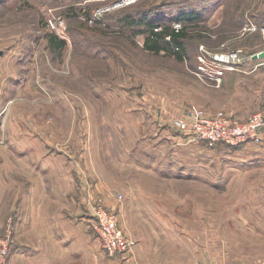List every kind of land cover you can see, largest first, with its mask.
I'll return each instance as SVG.
<instances>
[{"label": "rangeland", "instance_id": "374dc122", "mask_svg": "<svg viewBox=\"0 0 264 264\" xmlns=\"http://www.w3.org/2000/svg\"><path fill=\"white\" fill-rule=\"evenodd\" d=\"M251 3L212 27L207 0H0V264L65 236V264H264V128L229 147L192 143L176 122L190 108L242 123L264 112L262 23L236 16ZM165 25L186 27L183 59L144 48ZM218 54L238 64L213 80ZM100 208L128 252L101 246Z\"/></svg>", "mask_w": 264, "mask_h": 264}, {"label": "built area", "instance_id": "2783aa9c", "mask_svg": "<svg viewBox=\"0 0 264 264\" xmlns=\"http://www.w3.org/2000/svg\"><path fill=\"white\" fill-rule=\"evenodd\" d=\"M261 30L264 34V22L261 25ZM229 58L233 59V65L238 64L236 62L237 54L231 57L218 54L212 60H207L211 64L208 65L211 67L207 74L208 77L215 80L217 77L222 76L221 68L225 62L229 63ZM176 122L183 132L197 140H204L210 145L216 143H224L230 146H240L246 143L259 144L263 138L264 112L262 110L254 111L249 120L242 123L240 120L233 118L232 115L224 112L212 114L198 108H190ZM96 216L97 231L101 246L105 251L111 254H124L133 247L135 244L134 239L119 226L115 213L100 208Z\"/></svg>", "mask_w": 264, "mask_h": 264}, {"label": "crops", "instance_id": "0c3cea01", "mask_svg": "<svg viewBox=\"0 0 264 264\" xmlns=\"http://www.w3.org/2000/svg\"><path fill=\"white\" fill-rule=\"evenodd\" d=\"M207 1L214 3L212 9L210 11L209 9L206 11V20L208 18H213V21L215 20L214 22L211 21L207 23L208 25L212 27H217L219 24H221L222 18L223 20L225 18H232V15L228 11L232 7L231 6L232 4L239 2V0H207ZM250 1H252L250 8L242 9L240 12L237 9L238 14L236 16H240L237 19H238L239 24L242 26H245L246 24L248 25L249 22L253 23V19H256L257 23H260V24L264 22V0H250ZM246 18H248L249 21ZM239 19H241V21H239ZM245 21H248V22H245ZM252 62L255 63V66H257L259 59L252 58ZM194 141L195 142H192V143H204L205 142V141L195 140V139ZM51 241H52L51 243L52 246L44 249L43 254L38 253L39 255L38 258H36V254L34 253L30 252L26 254L24 257L26 258V262L24 260L25 264L26 263L27 264H65L67 262V258L69 259V261L76 259V256L74 255V253H71L70 251H68V247H73L75 244L73 242V239L68 241L67 237L65 236L63 238L59 237V239L58 238L51 239ZM78 254H80V257H81L82 252L80 251L78 252Z\"/></svg>", "mask_w": 264, "mask_h": 264}, {"label": "trees", "instance_id": "16d2710c", "mask_svg": "<svg viewBox=\"0 0 264 264\" xmlns=\"http://www.w3.org/2000/svg\"><path fill=\"white\" fill-rule=\"evenodd\" d=\"M196 13L184 12V15L180 18L192 20L194 18H198L199 15H195ZM126 24H130L134 26L136 23L142 25V22H146V19L140 21H135L132 19V16H126L123 19ZM147 23V22H146ZM157 27L150 26L149 34L145 39V46L144 48L152 53L159 54L162 50L167 51L169 54L174 55L179 59H183L185 52H187L186 40L188 39V33L186 27H182V29H176L172 25H165L162 29H156ZM50 42L55 47H61L64 45V41L60 40L56 35H53L50 39ZM207 143V142H206ZM229 147H233L228 145Z\"/></svg>", "mask_w": 264, "mask_h": 264}, {"label": "water", "instance_id": "95a60500", "mask_svg": "<svg viewBox=\"0 0 264 264\" xmlns=\"http://www.w3.org/2000/svg\"><path fill=\"white\" fill-rule=\"evenodd\" d=\"M253 58H254V59L264 58V52H261V53H259V54H257V55H254Z\"/></svg>", "mask_w": 264, "mask_h": 264}]
</instances>
